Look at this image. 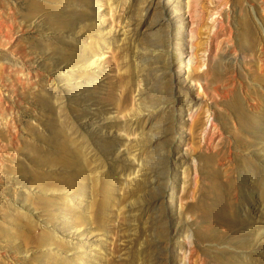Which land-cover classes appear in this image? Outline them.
Here are the masks:
<instances>
[{
	"label": "rangeland",
	"instance_id": "rangeland-1",
	"mask_svg": "<svg viewBox=\"0 0 264 264\" xmlns=\"http://www.w3.org/2000/svg\"><path fill=\"white\" fill-rule=\"evenodd\" d=\"M9 5L0 264H264V0ZM209 55L258 88L255 112L192 80Z\"/></svg>",
	"mask_w": 264,
	"mask_h": 264
},
{
	"label": "bare ground",
	"instance_id": "bare-ground-1",
	"mask_svg": "<svg viewBox=\"0 0 264 264\" xmlns=\"http://www.w3.org/2000/svg\"><path fill=\"white\" fill-rule=\"evenodd\" d=\"M228 2H229V0H225V5H228ZM6 7H8V6H6ZM14 9L15 8L13 6L9 5L8 13H6V11L3 8L0 10V34L4 30V28H6L7 30H10V31H12L14 29V23L12 21L13 19L11 18V17H14ZM16 13H17V11H16ZM262 19H264V15H262ZM216 22H217V24L214 23L212 25L213 28L215 26L217 27L216 31L214 32V36H213L214 39L217 40L221 36L223 37L224 34H227V31H229V36H230V37L229 36L228 37L231 38L233 35L232 28H229V27L224 28L225 25L223 24L221 19H216ZM246 26H247L248 30L251 31V27L248 24H246ZM6 33H8V32H6ZM224 37H225V35H224ZM216 42H218V40ZM248 43H249V45H248L249 49H252L254 47V48H256L255 49L256 51H259V54L257 55V57L255 59H248L249 68L254 63H258V66L260 68L259 72L260 73L264 72V47L263 46L258 47V43H257L256 39L251 38ZM232 45H233V42H232ZM174 58L175 59L177 58L176 54L174 55ZM192 61L193 60H192L191 56H189L188 65H191ZM203 64H204V61L203 62L200 61L195 67L198 70L201 68V66ZM258 77L259 78L261 77L262 80L264 78L263 75L258 76ZM191 78H192V80L196 81L199 85L203 86V91H208V90L210 91L211 99L214 102L219 103V102H222L223 100L229 102L231 100L232 104H234V110H235L234 112H236L237 116H239V117H240V115H246V113H245L246 103H247L249 111H251L252 113L255 112L257 106L260 104V100H261L262 95H261V92L258 90V88L253 87L251 85L244 84L238 78L237 69H235V68L232 69L230 66H227L224 69V73H220L218 61L217 60L212 61L210 58V55L208 56V59L206 62V69H204L202 72H198V74L196 76H192ZM12 80H14V78H12ZM208 110H210V106H208L206 108V111H208ZM197 113H199V111H197ZM221 113H223V112H221ZM263 114H264V112H261V115H263ZM210 116L212 117V119H216L218 117V113H216V111L214 110L211 112L209 117ZM247 116H250V115H247ZM249 121H250L251 127L253 129L252 132H255L256 126L254 125V122L252 120H249ZM212 125L214 126V124H212ZM205 131L208 134L207 135L208 140H209L208 145H211L213 143V133L214 132H212L210 129L209 130L205 129ZM219 134L221 135L222 132L220 131Z\"/></svg>",
	"mask_w": 264,
	"mask_h": 264
}]
</instances>
